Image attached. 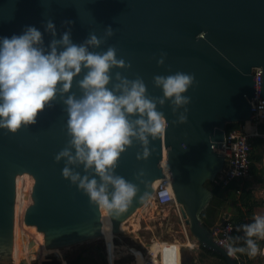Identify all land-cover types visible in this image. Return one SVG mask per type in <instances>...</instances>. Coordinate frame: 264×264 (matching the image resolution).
Wrapping results in <instances>:
<instances>
[{
	"label": "water",
	"instance_id": "1",
	"mask_svg": "<svg viewBox=\"0 0 264 264\" xmlns=\"http://www.w3.org/2000/svg\"><path fill=\"white\" fill-rule=\"evenodd\" d=\"M49 19L56 26V39L71 28L76 44L90 33L104 37L111 26L114 35L90 50L104 52L115 46L117 58L131 67L111 69L110 89L117 82V72L130 80L142 77L149 97L163 96L162 89L153 84L155 75L184 72L197 81L184 93L191 97L186 106L187 123H173L183 108L174 114L170 102L157 104L167 127L163 136L149 137L150 156L137 159L144 146L135 138L121 154L115 173L136 184L138 191L118 217L110 215L113 233L126 230L123 222L147 202L157 186L168 182L162 164L166 149V168L192 237L220 254L227 264H240L236 255L216 241L218 226L206 225L201 214L214 194L206 184L224 167L226 124L252 118L256 67L261 68L264 95V0H0V38L20 35L26 26H35L47 45L53 39L44 31ZM67 20L73 23L65 25ZM161 52L167 57L158 65ZM86 72L84 69L74 77L68 94L82 95L78 81ZM52 104L38 114L35 124L22 126L15 133L0 129L2 261L14 257L17 178L25 172L32 174L34 183L31 191L24 190L25 199L31 198L24 222L43 232L46 246L59 248L104 238L101 208L63 178L64 160H54L70 137L66 106L59 94ZM72 167L85 174L82 165ZM141 171L144 175L137 179ZM30 241L35 242L33 238Z\"/></svg>",
	"mask_w": 264,
	"mask_h": 264
},
{
	"label": "clouds",
	"instance_id": "2",
	"mask_svg": "<svg viewBox=\"0 0 264 264\" xmlns=\"http://www.w3.org/2000/svg\"><path fill=\"white\" fill-rule=\"evenodd\" d=\"M72 23L64 21L65 25ZM44 31L53 37L47 45L35 26H26L20 35L0 38V129L15 133L22 126L35 124L38 114L52 107L59 94L66 106L70 138L54 160H64L63 178L87 195L91 204L118 217L138 191L136 184L115 173L121 154L135 138L144 146L137 159L150 156L149 137L155 140L163 136L167 127L157 104L170 102L174 114L183 108L173 123H187L186 106L191 97L184 93L197 81L193 74L184 72L155 75L153 84L162 89L163 96L149 97L142 77L137 75L130 80L117 72V82L110 89L107 86L112 82L111 69L131 67L123 58H117L115 46L104 52L90 50L114 35L111 26L106 28L104 37L90 33L80 44L72 41L71 28L56 39L57 29L51 19L45 23ZM166 57L167 53L161 52L157 64L163 65ZM84 69L87 72L78 81L82 95L78 98L75 93L68 94L74 77ZM81 165L84 175L72 167ZM143 175L141 171L137 179ZM166 195L160 193L162 198ZM244 227L249 255L255 256L261 250L252 238L264 239V216L255 217L252 224Z\"/></svg>",
	"mask_w": 264,
	"mask_h": 264
},
{
	"label": "rangeland",
	"instance_id": "3",
	"mask_svg": "<svg viewBox=\"0 0 264 264\" xmlns=\"http://www.w3.org/2000/svg\"><path fill=\"white\" fill-rule=\"evenodd\" d=\"M262 152L264 153V147ZM206 185L211 187L213 184L209 181ZM25 209H21L23 216L21 215L22 220L18 223L20 231L23 228L27 230L24 222ZM230 213H233L231 207L222 210L219 221L229 218ZM123 223L124 226L126 225V230L119 233L59 248L42 249L43 242L39 244L37 251L30 252L23 257H13L8 261L0 260V264H22L24 259L27 264H57L58 261L60 264H69L78 254L82 256L80 264H137L135 254L130 249H141L146 253V245L152 241H177V243H186L187 246H193L195 243L194 248L183 250V259L194 256L196 264H219L221 262L215 256L201 253L200 244L192 237L184 218L174 205L162 206L150 199ZM36 228L35 232H38ZM177 247L179 248V243ZM237 255L246 260L250 258L248 250ZM256 255L252 258H256Z\"/></svg>",
	"mask_w": 264,
	"mask_h": 264
},
{
	"label": "built area",
	"instance_id": "4",
	"mask_svg": "<svg viewBox=\"0 0 264 264\" xmlns=\"http://www.w3.org/2000/svg\"><path fill=\"white\" fill-rule=\"evenodd\" d=\"M261 73L260 67L254 68L256 91L253 96L252 118L226 131L225 163L223 169L215 179L223 185H227L232 180H237L239 182L237 194L243 192L245 182L251 176L252 137L256 135L264 136V133H261L258 128V124L264 121V95H261ZM163 168L168 182L157 186V190L152 195V199L162 206L174 205V207L180 211L171 176L164 165ZM161 192H166L167 195L162 198L160 196ZM27 206L28 204H26L24 208ZM215 225L218 226L214 231L216 241L227 250L230 251V249H232V254L236 255L238 258L232 245L234 230H240L242 236H246L244 226L250 225L249 222H244V224L241 225L226 218ZM254 238L257 239V237ZM177 246V241L154 242L145 253V264H181V244L179 243V248ZM194 246L195 243L190 247Z\"/></svg>",
	"mask_w": 264,
	"mask_h": 264
},
{
	"label": "trees",
	"instance_id": "5",
	"mask_svg": "<svg viewBox=\"0 0 264 264\" xmlns=\"http://www.w3.org/2000/svg\"><path fill=\"white\" fill-rule=\"evenodd\" d=\"M242 124V122H228L226 124V131L229 129L236 127ZM259 131L264 133V121H261L258 124ZM253 149L251 152L252 165L251 172L252 174L257 175L259 172H263L262 167L259 165L263 161V152L262 149L264 147V136L256 135L252 137ZM212 186L210 187L213 191V197L209 203V205L202 212V221L208 225L209 227H213L216 223H218L219 215L221 211L231 207L232 212L230 213L229 219L235 222L236 224H244L247 221V217H249L252 212L256 202L253 200V191L250 188L249 179L246 180L243 192L241 194H237V189L239 188V182L237 180H232L227 185H223L217 180L211 181ZM247 236H242L240 230H234V238L232 239V245L236 254L243 253L248 250L247 247ZM254 239V237L252 238ZM259 244L257 239H254ZM202 254H210L213 255L221 261L219 264H227L225 259L218 254L217 252L208 250L204 246L200 245ZM253 260H246L245 258L239 257L238 260L240 264H262V256L259 254ZM82 260L81 254H78L76 258L70 261L69 264H80ZM57 264H60L58 261ZM106 264V263H105ZM183 264H196L195 260L192 259L190 262L184 261Z\"/></svg>",
	"mask_w": 264,
	"mask_h": 264
},
{
	"label": "bare ground",
	"instance_id": "6",
	"mask_svg": "<svg viewBox=\"0 0 264 264\" xmlns=\"http://www.w3.org/2000/svg\"><path fill=\"white\" fill-rule=\"evenodd\" d=\"M162 164L166 167V149L164 150V157L162 160ZM34 182V177L32 174L25 172L20 174L17 178V195H16V204H15V229H14V250L13 256L16 257H23L26 254L33 252L34 250H38L39 244L44 242V234L43 232L38 230L35 232L36 225L26 224V228H23L20 231L18 227L19 220H22L23 211L22 208L25 207L27 203H29L30 197L25 199L24 197V190H32ZM152 200V196L147 200ZM102 211V224H103V233L104 236L113 234V222L109 214L105 212L104 209L101 208ZM22 215V216H21ZM124 224V223H123ZM135 225L138 224L135 222ZM126 226V225H125ZM30 230V231H29ZM33 238L35 242L30 241ZM154 246V245H153ZM42 249H50L52 247L46 246L45 242L42 244ZM57 248V247H56Z\"/></svg>",
	"mask_w": 264,
	"mask_h": 264
},
{
	"label": "crops",
	"instance_id": "7",
	"mask_svg": "<svg viewBox=\"0 0 264 264\" xmlns=\"http://www.w3.org/2000/svg\"><path fill=\"white\" fill-rule=\"evenodd\" d=\"M263 156H264V153H263ZM260 166L262 167L263 172H259V173H257V175L252 174V172H251V176L248 178L250 183H251L250 184V188L253 191V200L256 202V204H255V206L253 208L252 214L249 217H247V221L249 222V224L254 222L255 217L264 216V162L263 161L260 164ZM254 239H256V238H254ZM257 240L259 241L258 247L261 250L260 252H258V254L260 256H262V258H263V260H262L263 263L262 264H264V239L257 238ZM154 242L155 241H152L151 243H147L146 251H148L149 247ZM178 243L181 244V251H180L181 264H183L184 261L190 262L192 259H194L195 262H196V259H195L194 256H192L190 258L183 259L184 258L183 250L185 248L192 249V247L187 246L186 243H181V242H178ZM130 250L133 251V253L135 254L136 263L137 264H145V258L146 257H145V252H143V250H141V249L138 250V249H135V248L130 249ZM208 255H210V254H208ZM249 257H250L249 259L252 258V256H250V255H249ZM249 259H247V260H249ZM252 260H253V258H252Z\"/></svg>",
	"mask_w": 264,
	"mask_h": 264
}]
</instances>
